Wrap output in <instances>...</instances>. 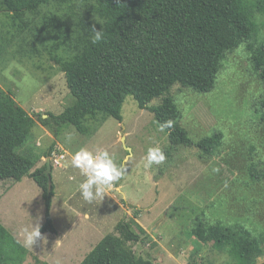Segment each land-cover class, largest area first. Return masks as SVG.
I'll return each instance as SVG.
<instances>
[{
  "label": "rangeland",
  "instance_id": "374dc122",
  "mask_svg": "<svg viewBox=\"0 0 264 264\" xmlns=\"http://www.w3.org/2000/svg\"><path fill=\"white\" fill-rule=\"evenodd\" d=\"M246 1L253 10L254 31L225 52L212 88L199 91L177 83L168 93L195 143L172 144L168 132L158 130L154 114L140 108L132 95L123 105L122 121L99 113L87 118L86 133L69 125L56 135L37 120L32 139L19 152L39 158L30 173L51 159L56 231H41L44 239L22 264H80L103 237L116 232L120 221L131 222L138 230L136 221L146 229L142 241L127 245L136 256L155 264L231 260L196 237L198 217L237 234L249 232L264 246V83L253 61V50L264 41V3ZM96 3L47 0L19 18L0 6V97L12 94L32 115L59 114L73 105L76 98L60 61L84 48L93 26L103 29L105 19L96 12ZM163 97L150 104H159ZM206 137L217 141L211 153L197 144ZM154 146L161 147L166 159L147 166V150ZM81 147L108 150L124 169L105 197L93 203L80 195L78 186L85 177L70 163ZM56 153L66 155L57 166ZM17 177L0 176V222L22 239L23 227L36 220L41 226L45 223L46 207L36 181L29 174L20 181ZM261 263L264 253L255 261Z\"/></svg>",
  "mask_w": 264,
  "mask_h": 264
},
{
  "label": "trees",
  "instance_id": "16d2710c",
  "mask_svg": "<svg viewBox=\"0 0 264 264\" xmlns=\"http://www.w3.org/2000/svg\"><path fill=\"white\" fill-rule=\"evenodd\" d=\"M46 1L0 0V6L19 18ZM95 10L105 19L104 39L94 45L91 38L71 59L60 61L76 98L73 105L59 114L32 115L12 94L0 97V176L18 174L20 181L29 174L40 186L46 207L43 232L56 231L52 215L56 186L46 172L47 163L30 173L39 158L19 152L32 139L37 120L56 135L69 125L86 133L87 118L99 113L122 121L123 105L132 95L159 124L173 121V127L165 129L172 144H193L168 93L177 83L209 91L225 52L254 31L253 10L246 0H97ZM253 61L264 83V41L253 50ZM162 96L159 104H150ZM261 106L264 115V98ZM216 143L212 137L197 142L206 153H211ZM134 224L138 230L131 222L120 221L116 232L103 237L80 264H155L152 259L136 256L127 245L142 241L147 234L139 222ZM193 231L200 241L230 256L225 264H255L264 253L262 241L251 233L237 234L202 217L196 219ZM28 253L0 222V264H22Z\"/></svg>",
  "mask_w": 264,
  "mask_h": 264
},
{
  "label": "clouds",
  "instance_id": "9594fccd",
  "mask_svg": "<svg viewBox=\"0 0 264 264\" xmlns=\"http://www.w3.org/2000/svg\"><path fill=\"white\" fill-rule=\"evenodd\" d=\"M92 44H98L104 39L103 29L97 30L95 26L91 28ZM173 121H165L158 126V130L163 132L166 128H172ZM70 139V137H69ZM128 158H131L130 156ZM126 158V159H128ZM147 166L161 164L166 156L161 147H149L147 150ZM71 166L79 169L85 179L79 184L78 190L83 200L93 203L97 198H104L105 191L112 188L115 182L119 181L124 169L117 162L116 157L106 149L91 150L81 147L71 156ZM44 237L41 233L39 220L22 229V239H17V243L27 250H33V246ZM59 264V262H58Z\"/></svg>",
  "mask_w": 264,
  "mask_h": 264
},
{
  "label": "built area",
  "instance_id": "2783aa9c",
  "mask_svg": "<svg viewBox=\"0 0 264 264\" xmlns=\"http://www.w3.org/2000/svg\"><path fill=\"white\" fill-rule=\"evenodd\" d=\"M65 157V154H59V153H56L55 154V158H54V164L57 165V164H60L61 163V159H63Z\"/></svg>",
  "mask_w": 264,
  "mask_h": 264
},
{
  "label": "water",
  "instance_id": "95a60500",
  "mask_svg": "<svg viewBox=\"0 0 264 264\" xmlns=\"http://www.w3.org/2000/svg\"><path fill=\"white\" fill-rule=\"evenodd\" d=\"M129 148V147H128ZM130 149V148H129ZM47 164H48V168H47V170H46V172H47V174H48V176H49V178H52L53 179V176H52V162H51V159H49L48 161H47Z\"/></svg>",
  "mask_w": 264,
  "mask_h": 264
},
{
  "label": "crops",
  "instance_id": "0c3cea01",
  "mask_svg": "<svg viewBox=\"0 0 264 264\" xmlns=\"http://www.w3.org/2000/svg\"><path fill=\"white\" fill-rule=\"evenodd\" d=\"M66 156V155H65ZM53 165V164H52ZM57 166V165H56ZM52 170H53V168H52ZM52 209H53V207H52Z\"/></svg>",
  "mask_w": 264,
  "mask_h": 264
}]
</instances>
